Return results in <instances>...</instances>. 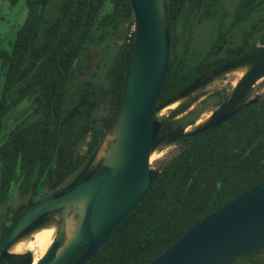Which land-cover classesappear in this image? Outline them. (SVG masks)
I'll return each instance as SVG.
<instances>
[{
    "label": "trees",
    "instance_id": "obj_1",
    "mask_svg": "<svg viewBox=\"0 0 264 264\" xmlns=\"http://www.w3.org/2000/svg\"><path fill=\"white\" fill-rule=\"evenodd\" d=\"M166 3L168 11L171 0ZM25 4L24 22L0 49V237L26 207L74 177L93 155L121 107L134 43L129 0ZM231 13L236 20L254 18L257 43L264 46V0H236ZM109 35L116 51L107 83L73 86L86 47ZM169 67L156 105L177 90L179 76ZM257 98L201 137L179 144L86 264H148L194 224L262 182L264 93ZM15 113L21 116L9 123ZM15 193L24 201L14 207ZM28 256L15 258L27 262ZM225 264H264V247Z\"/></svg>",
    "mask_w": 264,
    "mask_h": 264
},
{
    "label": "water",
    "instance_id": "obj_2",
    "mask_svg": "<svg viewBox=\"0 0 264 264\" xmlns=\"http://www.w3.org/2000/svg\"><path fill=\"white\" fill-rule=\"evenodd\" d=\"M134 19V43L127 68L123 101L118 114L84 167L56 190L26 207L0 237V264H17L10 248L35 230L56 224L53 240L35 264H86L111 232L138 203L160 172L150 166L158 148L195 140L254 103L238 104L246 92L232 94L201 123L159 135V109L229 67L218 66L175 96L156 105L169 60L166 0H129ZM264 51V50H262ZM264 77V58L242 78L244 88ZM106 141L103 154L99 151ZM73 228L66 240L67 220ZM264 247V180L194 224L168 249L148 264H225ZM19 264H32L28 261Z\"/></svg>",
    "mask_w": 264,
    "mask_h": 264
},
{
    "label": "flooded vegetation",
    "instance_id": "obj_3",
    "mask_svg": "<svg viewBox=\"0 0 264 264\" xmlns=\"http://www.w3.org/2000/svg\"><path fill=\"white\" fill-rule=\"evenodd\" d=\"M235 1L171 0L167 11L170 36L168 64L174 77L178 74L179 78L174 80L178 86L176 92L166 100L210 70L233 60L236 62L175 100L172 104H177L169 114L156 116L161 122L159 135H168L195 125L200 116L215 111L236 87L246 92L238 104L239 108L260 94L257 88L264 77L248 88H244L241 80L264 58V46L257 43L254 18L247 19L246 15L238 20L234 18L231 11ZM220 77H225L222 86L211 89L210 85ZM231 77L235 78L234 81ZM69 236L66 225L65 239Z\"/></svg>",
    "mask_w": 264,
    "mask_h": 264
},
{
    "label": "rangeland",
    "instance_id": "obj_4",
    "mask_svg": "<svg viewBox=\"0 0 264 264\" xmlns=\"http://www.w3.org/2000/svg\"><path fill=\"white\" fill-rule=\"evenodd\" d=\"M55 8V6H54ZM52 12V8L49 10ZM55 11V10H54ZM27 14V8L25 4V0H18L15 5H10L7 0H3L0 2V49H3L8 46L10 40L14 38L16 30L18 27L24 22ZM115 37L114 36H107L105 38H99L98 36L90 43L85 51L84 56L77 64V73H76V80L73 86L83 81L89 82H105L107 83V68L110 64L115 51ZM225 77H220L214 80V82L210 85L211 89L217 88L222 86L223 79ZM234 81V77L230 78ZM264 81L260 83L259 87L257 88L258 93H264ZM254 93H252L253 95ZM177 103L171 104L169 106L163 107L159 109L156 113V116H160V113L169 114L171 110L176 106ZM28 111V110H27ZM19 113L13 114L10 118L9 123L13 122L16 118L20 117ZM209 116V112L207 114L200 116L199 123L203 122ZM106 146V141L102 145L99 154H103L104 148ZM178 150L177 145L167 146L165 149L159 150L156 148L150 158V166L152 168H160L161 164L172 157ZM24 201V198L15 193L14 197L11 199L12 206H16L19 203ZM47 230V231H46ZM51 232L54 236L56 231V224H51L49 227L44 229H38L29 234L27 237L22 239H27L30 243H35V237L40 235L44 232ZM39 233V234H38ZM17 253H27L30 255L32 259V264L34 263L35 258H40L43 254L40 252L39 247H34V249H27L22 252Z\"/></svg>",
    "mask_w": 264,
    "mask_h": 264
},
{
    "label": "bare ground",
    "instance_id": "obj_5",
    "mask_svg": "<svg viewBox=\"0 0 264 264\" xmlns=\"http://www.w3.org/2000/svg\"><path fill=\"white\" fill-rule=\"evenodd\" d=\"M66 225H68V233L71 234L73 228V222L70 221V219H68ZM34 237H35V243H30L27 239H20L18 242H16L14 245L11 246L10 252H15V253L22 252L27 249H34V247L37 246L40 248L41 254H44L53 240V234L49 231ZM38 259L39 258H35L33 264H35Z\"/></svg>",
    "mask_w": 264,
    "mask_h": 264
}]
</instances>
